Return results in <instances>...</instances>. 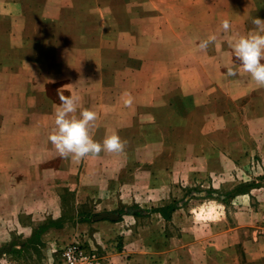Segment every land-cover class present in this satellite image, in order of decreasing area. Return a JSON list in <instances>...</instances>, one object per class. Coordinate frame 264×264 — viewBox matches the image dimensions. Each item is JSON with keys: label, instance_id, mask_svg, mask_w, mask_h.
Returning a JSON list of instances; mask_svg holds the SVG:
<instances>
[{"label": "rangeland", "instance_id": "374dc122", "mask_svg": "<svg viewBox=\"0 0 264 264\" xmlns=\"http://www.w3.org/2000/svg\"><path fill=\"white\" fill-rule=\"evenodd\" d=\"M5 4L0 264H65L67 249L89 264H223L214 245L244 212L264 240V88L226 76L240 69L237 34L221 29L245 35V4L225 17V0ZM58 93L79 95L98 114L94 139L115 131L125 151L60 158L48 141Z\"/></svg>", "mask_w": 264, "mask_h": 264}, {"label": "clouds", "instance_id": "9594fccd", "mask_svg": "<svg viewBox=\"0 0 264 264\" xmlns=\"http://www.w3.org/2000/svg\"><path fill=\"white\" fill-rule=\"evenodd\" d=\"M251 23L254 26L252 31L228 39L231 55L240 69L226 66V76L236 77L242 70L257 87L264 88V20L254 17ZM221 29L224 34H229L232 29L230 21L224 19ZM217 40V35L211 34L199 41L197 49L206 52L210 46L216 45ZM58 96L60 104L55 107L54 127L48 141L60 158L79 162L89 156L99 157L102 152L118 155L125 151L126 141L115 131L106 135L102 141L94 139L92 129L96 126L98 114L89 108H81L79 95L58 93ZM121 99L125 107L132 106L134 98L131 93H123ZM71 252L69 249L66 255Z\"/></svg>", "mask_w": 264, "mask_h": 264}, {"label": "crops", "instance_id": "0c3cea01", "mask_svg": "<svg viewBox=\"0 0 264 264\" xmlns=\"http://www.w3.org/2000/svg\"><path fill=\"white\" fill-rule=\"evenodd\" d=\"M225 1L224 17L226 12H229L231 15L240 13L238 9L239 5L245 4L246 14L244 16H246L247 22L245 35L254 29L251 23L254 17L264 20V0ZM228 1H230L229 4ZM12 6L11 4L0 5V10L7 13L13 12L14 7ZM237 16L239 18L244 17L240 14ZM232 29L234 34L242 35V29L239 24H233ZM10 39H13V36H11ZM235 222L237 225L234 226L227 235L229 241L226 239L224 244L214 245L215 251L223 254L222 256L225 257L223 264H264V240L257 235V231L253 227L252 217L247 212H244L236 216Z\"/></svg>", "mask_w": 264, "mask_h": 264}, {"label": "built area", "instance_id": "2783aa9c", "mask_svg": "<svg viewBox=\"0 0 264 264\" xmlns=\"http://www.w3.org/2000/svg\"><path fill=\"white\" fill-rule=\"evenodd\" d=\"M262 225H264V215H262ZM71 250L72 252L69 255H66V253H69V249L62 254V259L65 264H89V259H87V257H82L75 250ZM69 257H71V259Z\"/></svg>", "mask_w": 264, "mask_h": 264}]
</instances>
